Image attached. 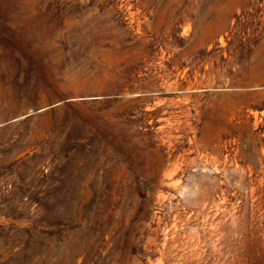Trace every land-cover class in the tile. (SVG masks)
<instances>
[{"label":"rangeland","instance_id":"obj_1","mask_svg":"<svg viewBox=\"0 0 264 264\" xmlns=\"http://www.w3.org/2000/svg\"><path fill=\"white\" fill-rule=\"evenodd\" d=\"M0 264H264V0H0Z\"/></svg>","mask_w":264,"mask_h":264}]
</instances>
